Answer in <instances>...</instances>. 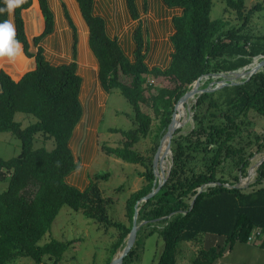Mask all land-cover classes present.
Listing matches in <instances>:
<instances>
[{
  "label": "trees",
  "instance_id": "trees-1",
  "mask_svg": "<svg viewBox=\"0 0 264 264\" xmlns=\"http://www.w3.org/2000/svg\"><path fill=\"white\" fill-rule=\"evenodd\" d=\"M75 1L88 26L89 46L98 61L101 86L107 93L118 90L134 112L136 126L128 130L110 128V131L120 132L123 141L117 146L102 144V149L107 155L145 166L146 183L126 200L128 226L109 219L107 202L92 178L83 190L68 181L79 166L73 150L81 139L80 124L84 116L83 78L77 62V26L65 7L64 13L73 31L72 60L53 64L44 55L41 45L55 26L49 0L37 1L44 28L33 38L35 52L30 50L23 18V11L33 0H25L16 8L14 17L6 11L0 13V22L13 17L16 39L24 53L36 60V67L19 80L0 69V133L10 132L21 141L17 157L0 156V181L8 179L7 189L0 192V264H8L19 256H29L36 264H45L46 256H55L56 264L76 239L67 242L51 239L42 245L38 242L51 229L64 205L105 226L117 227L115 253L125 244L131 231L136 203L151 192L154 185L152 162L151 167L148 166L145 156L135 149L140 138L148 134L152 120L159 121V132L164 134L176 103L199 77L239 69L264 54V45L251 42V36L243 32L257 8L244 13L245 0H224L242 19V23L235 26H228L222 17L211 18L213 0H162L165 7L174 12L173 16L180 14L173 18L174 51L169 65L164 68L147 64L150 41L144 38V21L136 0H126L132 18L139 20L133 34L134 61L126 55L118 38L107 33L104 17L94 12L95 0ZM143 6L147 10V0ZM2 7H5L4 0H0ZM243 41L249 43V48ZM88 77H92L91 72ZM153 89L155 93L151 92ZM142 104L148 106L149 112L144 111ZM183 104L184 101L177 104L175 114L181 111ZM193 110L195 125L186 134L175 136V132L169 176L159 191L142 203L138 223H143L123 264H128V259L136 253L144 229L158 232L163 239V249L152 264H177L179 244L201 240L204 233L224 236L225 245L202 247L192 264H214L237 241L247 242L254 229L264 231V161L256 168L253 190L246 191L237 185L240 176L248 175L254 152L264 150V134L253 140L258 147L249 155L237 139L242 132L243 118L251 110L264 116V68L242 84L203 93ZM17 113L33 115L36 121L24 126L23 120L16 119ZM208 115L218 116L221 121H207ZM39 135L43 142L53 138L54 147L50 150L44 145L34 147ZM197 153L205 160L203 166L196 161ZM106 176L107 173L95 174L98 179ZM201 187L204 190L198 193ZM110 261L111 258L107 264Z\"/></svg>",
  "mask_w": 264,
  "mask_h": 264
},
{
  "label": "rangeland",
  "instance_id": "rangeland-1",
  "mask_svg": "<svg viewBox=\"0 0 264 264\" xmlns=\"http://www.w3.org/2000/svg\"><path fill=\"white\" fill-rule=\"evenodd\" d=\"M136 3L140 17L144 21V38L148 37L150 41V48L146 59L147 64L150 67L160 66L164 68L169 65L171 54L174 51L170 39L174 32L173 18L180 14L172 17L174 12L166 8L162 0H147V10H144L143 0H136ZM49 4L54 12L55 26L52 34H49L41 41V45L44 47V55L53 64L70 62L72 60L73 31L64 13V8L66 7L77 26V62L79 72L83 77L84 71L87 68L93 74V78L88 77V80L83 81L81 100L84 108V116L80 124L82 135L78 147L73 150L76 159L79 161V166L70 174L68 181L83 190L90 184V179L92 178L99 186L107 202L106 208L109 219L113 222H122L129 226L130 221L126 214V200L133 191L141 188L146 183L145 177L143 176L146 167L139 163H129L114 156L107 155L102 149V144L117 146L123 141L122 134L120 132L110 131V128L128 130L136 126L134 123L133 108L118 90H113L105 94L98 79V61L89 46V30L80 13L77 2L75 0H49ZM256 6L257 8L254 9L250 21L243 32L251 36V42L258 41L263 46L264 0H245L244 13H247ZM94 12L104 17L107 33L111 37L118 38V42L126 55L131 61H134L133 54L136 44L133 40V33L139 20H134L131 17L126 0H95ZM13 17L10 20L14 24ZM219 17L227 20L228 26H235L242 23V19L235 8L228 7L224 0H213L211 18L215 19ZM23 18L25 20L26 34L32 42L31 37L40 34L44 27V20L37 0H33L29 10H24ZM242 44L249 48L248 42L243 41ZM30 50L32 52L36 51L33 43H31ZM263 55L260 54L254 57L251 63L236 71L223 74L211 73L212 75L209 74V77L201 78L192 85L190 89L195 90L197 94L195 93L190 96L188 101L184 100L181 111L175 114L172 125V128L177 129L175 136L186 134L194 127L195 111L193 108L198 98L203 93H206H201V91L204 88H210L209 85L212 80L217 81L218 78H221V82L243 80L251 70L257 68L264 61ZM5 58H0V66L6 65L8 59ZM257 59L259 60L256 62ZM20 60L22 58L18 56L14 61L17 62ZM8 63L10 67L15 66L12 62ZM24 69L26 70V68L20 69L18 73L23 72ZM216 91L209 93H215ZM151 92L155 93L156 90L153 89ZM142 108L144 111L149 112L147 105L142 104ZM24 116H26V119ZM16 119H24V126L36 121L33 115H25L24 113H17ZM206 120H212L214 122L221 121L218 116L213 117L211 115H208ZM243 120L242 132L237 139L239 142H242L240 145L245 146V154L249 155L251 151H255L258 147V144L253 143V140L257 136L261 137L264 134V116L260 115L256 110H251ZM166 133L167 131L164 134H160L159 121L154 119L152 120L148 134L142 136L135 145V149L145 156L148 166L151 167L152 162L153 172L155 154L160 148L159 155L161 162L159 163L158 169L164 175L168 173L172 165V152H169L167 147L168 137H165ZM41 145L46 146L50 150L54 147L55 142L53 138L43 142L39 135L34 141V147ZM20 151L21 141L19 138L10 132L0 133L1 157L4 159L17 157ZM197 154L196 161L203 166L205 160L200 159L202 157L200 155L201 153ZM263 159L264 150L254 152L251 157L248 175L245 177L240 176L237 185L244 187L246 191L253 190L255 188L253 182L257 164ZM98 173H107V176L98 179L95 177V174ZM7 187L8 179L1 180L0 192L7 189ZM139 223L143 222L141 221ZM118 235L119 231L117 227L111 225L105 226L98 223L95 219L84 215L81 211H76L64 205L55 217L51 229L38 243L42 245L51 239L64 242L76 239L56 264H107L110 258L112 261L118 255L127 242L126 239L125 244L113 253V246L118 239ZM207 235L209 234H202L200 237L201 240L181 242L177 250V264H192L199 255L202 247L207 248L213 245L207 241ZM140 238L141 242L136 253L128 259L127 263L152 264L156 262L163 249V239L158 232L150 233L149 229L142 230ZM216 238L221 237L217 236ZM220 240L217 239L218 242H214V245L220 243ZM255 252H258L262 259H264V249H258L252 244L246 245L240 242L234 247L232 252H229L219 260L217 258L215 264H237L240 262L251 264V260H255L253 256ZM55 259V256H46L44 262L45 264H54ZM111 261L109 264H111ZM262 263L264 264V261ZM8 264H36V262L29 256H19L12 259Z\"/></svg>",
  "mask_w": 264,
  "mask_h": 264
},
{
  "label": "water",
  "instance_id": "water-1",
  "mask_svg": "<svg viewBox=\"0 0 264 264\" xmlns=\"http://www.w3.org/2000/svg\"><path fill=\"white\" fill-rule=\"evenodd\" d=\"M263 68H264V61H262L261 64L257 68L251 70L250 73L247 75V77L245 79L239 80V81H224V82H221V78H218L217 81L212 80L211 83H210V85H209L210 88H204L201 91V93H203V92H213V91H216V90H218V89H220V88H222L224 86H234V85L242 84V83L248 81L254 74H256L259 71L263 70ZM236 70H238V69L231 70V71H221V72H216V73L223 74V73L233 72V71H236ZM204 76H206V75H204ZM202 77L203 76L199 77L195 82L199 81ZM195 93L196 92L193 89L188 90L179 99V101L176 104H178L180 101L186 100L188 97L192 96ZM176 106L177 105H175L174 112H173V116H172V119H171V123L168 126V130H167V133H166V136H165V137H168V146L167 147H168L169 152H172L171 142H172V139H173V137L175 135V132L177 130V129L175 130V128H172V125L174 123L175 113H176ZM159 150H160V148L158 149L157 153L155 154V158H154V161H153V165H154V175H155V180H154L153 188H152L151 192H149L146 196H144L141 200H139L136 203V205H135V213H134L133 221H132V228H131L130 233L127 236V242H126L125 246L123 247V249L119 252V255L118 256H115L112 259L111 264H123L124 257L128 254V252L130 251V249H132V247H133V245L135 243L136 237H137V231H138V229L140 228V226L142 224V223H138V220H137L138 213H139V210L141 208L142 203L143 202H146L150 197H152L154 194H156L159 191L160 187L165 183L166 179L169 176L171 167L168 170V173L165 174V175L163 173L161 174L160 171H159V169H158L159 163L161 162L160 155H159ZM263 161H264V159L257 164V167ZM161 169L163 170L162 166H161ZM161 175H163V176H161ZM203 190H204V187H201L199 189L198 193H200ZM193 203L194 202H192V204Z\"/></svg>",
  "mask_w": 264,
  "mask_h": 264
},
{
  "label": "crops",
  "instance_id": "crops-1",
  "mask_svg": "<svg viewBox=\"0 0 264 264\" xmlns=\"http://www.w3.org/2000/svg\"><path fill=\"white\" fill-rule=\"evenodd\" d=\"M38 1V0H37ZM143 2H144V0H143ZM38 5H39V3H38ZM32 6V5H31ZM30 6V7H31ZM29 7V8H30ZM128 7V6H127ZM29 8H28V10H29ZM40 8V7H39ZM27 10V9H26ZM129 10V9H128ZM170 10V9H169ZM183 10V9H182ZM41 11V10H40ZM14 12V11H13ZM24 12V11H23ZM183 12V11H182ZM41 15H42V12H41ZM131 15V14H130ZM173 16V15H172ZM103 17V16H102ZM132 17V16H131ZM42 18H43V15H42ZM43 20H44V18H43ZM135 20V19H134ZM25 21V20H24ZM138 24H139V22H138ZM138 26V25H137ZM88 27V26H87ZM44 28V27H43ZM137 28V27H136ZM26 29V28H25ZM43 31V30H42ZM41 31V32H42ZM52 34V33H51ZM134 34V33H133ZM38 35V34H37ZM36 36V35H35ZM34 36V37H35ZM34 37H31V39H32V42L30 41V39H29V41H30V44L31 43H33V38ZM47 37V36H46ZM46 37H44V38H46ZM170 39H171V37H170ZM133 40H134V38H133ZM135 42V41H134ZM21 44V43H20ZM33 45H34V43H33ZM21 46H22V44H21ZM35 46V45H34ZM43 46V45H42ZM134 55V54H133ZM20 56V58H22V60H20V61H14V60H9L8 58H5V59H8L7 61H6V65L5 66H0V69H3V70H5L13 79H15V80H19L26 72H28V71H30V70H32V69H34L35 67H36V60H35V58L34 57H29V56H27L25 53H24V50H23V46H22V53L19 55ZM5 59H4V61H5ZM8 62H12L13 64H15V66H12V67H10V65H9V63ZM3 63V62H2ZM23 68H26V70L24 69V71L23 72H19L18 73V71H20V69H23ZM88 74H89V71H88V69L86 68V70L84 71V76L82 77L83 78V81H86V80H88ZM86 78V79H85ZM90 78H93V74H92V77H90ZM99 79V78H98ZM82 86H83V84H82ZM103 88V87H102ZM105 91V90H104ZM105 94H108L106 91H105ZM23 121H24V119H23ZM206 234H209V235H207L206 236V239H207V241L209 242V244H213V245H210V246H208L207 248H209V247H212V246H218V247H223L224 245H225V242H226V238L224 237V236H221V235H217V234H214V233H206ZM221 237V238H216V237ZM217 239H221L220 240V243H216L215 245H214V242H218L217 241ZM241 241H237L236 243H235V245L233 246V248L231 249V250H229V251H227L222 257H219L218 258V260L219 259H221V258H223L226 254H228L229 252H232L233 251V249H234V247L238 244V243H240ZM244 244H246V245H249V244H252V245H254V246H256L258 249H264V245H263V243H264V239H261V240H259L258 242H255V243H257V244H253V243H248V242H243ZM254 258H255V260H251V264H255V263H257V264H263L262 262L264 261V259H262V257H261V255H259V253L258 252H255L254 253ZM217 261V260H216ZM215 261V262H216ZM215 264V263H214ZM237 264H245L244 262L242 263V262H240V263H237Z\"/></svg>",
  "mask_w": 264,
  "mask_h": 264
},
{
  "label": "clouds",
  "instance_id": "clouds-1",
  "mask_svg": "<svg viewBox=\"0 0 264 264\" xmlns=\"http://www.w3.org/2000/svg\"><path fill=\"white\" fill-rule=\"evenodd\" d=\"M5 7L0 8V13L7 12L9 16L13 11L25 3V0H4ZM22 53V46L16 39V29L11 20L0 22V58L15 60Z\"/></svg>",
  "mask_w": 264,
  "mask_h": 264
},
{
  "label": "built area",
  "instance_id": "built-area-1",
  "mask_svg": "<svg viewBox=\"0 0 264 264\" xmlns=\"http://www.w3.org/2000/svg\"><path fill=\"white\" fill-rule=\"evenodd\" d=\"M262 238L264 239V231L261 228H256L253 232L248 236L247 242L248 243H255Z\"/></svg>",
  "mask_w": 264,
  "mask_h": 264
},
{
  "label": "bare ground",
  "instance_id": "bare-ground-1",
  "mask_svg": "<svg viewBox=\"0 0 264 264\" xmlns=\"http://www.w3.org/2000/svg\"><path fill=\"white\" fill-rule=\"evenodd\" d=\"M263 56H264V55H263ZM258 60H259V59H257L256 62H257ZM189 99H190V97H188V98L186 99V101H188ZM118 255H119V253H118ZM118 255H117V256H118Z\"/></svg>",
  "mask_w": 264,
  "mask_h": 264
}]
</instances>
